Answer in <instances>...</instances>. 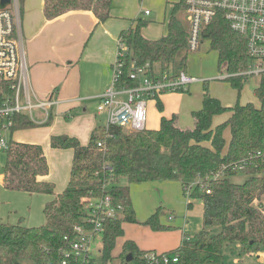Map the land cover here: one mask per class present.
Returning <instances> with one entry per match:
<instances>
[{"label": "trees", "instance_id": "16d2710c", "mask_svg": "<svg viewBox=\"0 0 264 264\" xmlns=\"http://www.w3.org/2000/svg\"><path fill=\"white\" fill-rule=\"evenodd\" d=\"M24 1L20 0L21 10ZM114 2L45 0L44 13L48 20H52L69 10H89L97 16L99 23H105L111 18ZM182 8H186V0L174 4L168 34L158 40L143 36L142 30L150 23L144 19L134 21L137 26L123 32L128 51L123 58L122 86L136 85L128 74L132 65L143 67L149 63L154 72L155 66H159L162 74L171 77L186 72L192 51L189 46L190 29L180 18ZM216 19L229 34L226 72L232 74L246 70V39L231 31L221 16ZM225 81L240 93L246 79L231 77ZM257 92L264 102V83ZM160 96L155 100L162 111ZM226 112H231L230 119L211 130L213 117ZM197 119L193 132H182L177 117L173 116L162 117L158 130L146 127L144 131L130 132L112 127L107 133L100 127L89 148H82L77 141L69 139L61 140L59 144L55 142L56 148H75L69 186L60 194L55 193L53 183L41 180L49 174L43 148L11 140L4 166V187L30 194L51 195L54 199L45 204V225L28 228L3 221L0 264H62L65 260L68 264H81L68 257L77 239L75 228L89 227V203L104 195H110L116 205L124 206L123 218L106 222L102 238L100 259L104 264H112L116 241L125 233L123 224L138 223L130 185L154 181L180 182L190 205L195 199L203 203V229L193 237L185 235L181 247L170 252L179 254V261L174 264H224L226 244L237 243L242 248L256 247L258 250L264 248V162L255 158L264 146L263 107L241 104L238 100L234 108L228 109L220 101L209 99ZM51 122L52 117L44 125ZM35 126L28 116L21 115L16 118L13 130ZM227 128L231 130L228 148L224 137ZM107 134L113 137L107 138ZM100 139L105 143L104 150L97 148ZM204 142H210L211 146H205ZM244 159L249 164L244 172L248 177L243 183H237L233 178L238 173L233 172L229 165ZM161 213L159 208L144 225L156 231L172 229L161 224ZM212 227H219V233L212 235L208 231ZM129 254L133 256L131 262L126 260ZM155 254L154 251L140 250L134 241H126L119 264H150V256ZM96 260L94 258L89 264H95Z\"/></svg>", "mask_w": 264, "mask_h": 264}, {"label": "crops", "instance_id": "0c3cea01", "mask_svg": "<svg viewBox=\"0 0 264 264\" xmlns=\"http://www.w3.org/2000/svg\"><path fill=\"white\" fill-rule=\"evenodd\" d=\"M25 1L22 5V14L25 13L22 19L31 86L39 99L52 98L57 104L51 111L50 125L42 123L38 124L42 127L25 129L28 131H25L23 136L28 139L18 142L40 145L43 148L49 163V174L41 180L53 183L55 193L60 194L69 186L75 148H56L53 144L69 139V141H77L82 148L91 147L98 129L105 125V117L97 112L96 105L113 81L112 74L118 56V42L123 37V32L133 26L134 21L124 19L130 15L126 14L125 10L116 8L122 0H115L117 5L111 10V18L105 23H99L92 11L79 9L66 11L61 16L48 20L44 13L45 0L39 3L33 0ZM144 14L146 15V11ZM146 16H151V13ZM168 24L169 21L166 18L161 29H152L148 25L142 30V34L149 40H158L168 34ZM228 36L226 28L217 19L204 27L201 32L200 45L206 46V51L216 56V69L218 68L221 76L227 73ZM155 72L157 76L162 75L160 68ZM191 73L197 74L198 70L191 69ZM213 81L220 80L213 78ZM209 83V80H201L183 92L162 94L159 98L163 107L161 112L156 100L149 101L147 117L149 129L158 130L162 117L176 116L178 127L182 132H193L197 127L198 114L204 111L209 99L220 101L222 106L228 109L236 106L237 103L235 106H226V102L223 103L226 97L216 87L218 84L214 82L211 87ZM230 117L231 112L214 116L211 130L226 123ZM41 118L43 120L45 118L43 113ZM13 134L11 140H14ZM224 137L228 144L231 140L230 128L225 130ZM203 144L211 146L210 142ZM3 181L4 175L2 183ZM183 194L185 195L182 184L176 181H154L130 185V196L138 221L135 224H144L161 208V203L170 206L169 203L173 198L185 203ZM125 224L124 235L128 224L132 223ZM163 225L167 224L163 223ZM167 226L174 228L171 224ZM176 229L160 233L152 231L158 238L153 249L172 252L171 250L180 248L188 231L186 227ZM143 231L146 230L142 229ZM126 241L134 240L124 238L122 250ZM137 242L140 244V241ZM137 246L140 250H144L138 244Z\"/></svg>", "mask_w": 264, "mask_h": 264}, {"label": "built area", "instance_id": "2783aa9c", "mask_svg": "<svg viewBox=\"0 0 264 264\" xmlns=\"http://www.w3.org/2000/svg\"><path fill=\"white\" fill-rule=\"evenodd\" d=\"M187 14L191 20L190 50L200 47L201 32L221 16L231 31L246 39L248 67L238 73H226L223 80L231 77L257 76L264 83V0H186ZM150 14L146 11V15ZM128 51L123 37L118 42V56L113 67L112 86L99 98L97 112L105 117L104 129L108 133L112 127L127 131H144L147 127L148 103L157 96L169 92L187 90L201 79L180 73L177 77L168 74L157 76L147 63L143 67L132 65L129 78L135 81L133 87L122 86L124 55ZM57 104L52 98L39 99L31 86L30 67L27 62L23 19L20 0H11L2 6L0 0V152L7 154L18 116L26 115L36 125L46 124L52 117V109ZM35 110H42L44 120L34 117ZM264 110V104H263ZM10 135V138H9ZM8 136V137H7ZM107 138L112 135L107 134ZM99 150L105 149L101 139L97 142ZM264 162V146L255 155ZM246 159L233 162L229 168L236 173L248 169ZM187 192H189L187 190ZM210 193V191H208ZM189 194V193H188ZM124 206L116 205L110 195L91 200L88 206L89 227L75 228L77 239L72 246V257L76 262L89 264L95 258L96 242L103 238L106 222L123 218ZM173 219V217H170ZM3 219L0 211V231ZM190 238H187L189 241ZM184 240V239H183ZM179 261L178 253H163L150 256V264H174ZM48 264H54L50 262ZM62 264H68L65 260Z\"/></svg>", "mask_w": 264, "mask_h": 264}, {"label": "rangeland", "instance_id": "374dc122", "mask_svg": "<svg viewBox=\"0 0 264 264\" xmlns=\"http://www.w3.org/2000/svg\"><path fill=\"white\" fill-rule=\"evenodd\" d=\"M34 2H38L41 0H33ZM181 0H122V2L116 7L121 10H125L126 14L130 15V17H124V19H128L131 21H136L138 19H144L147 22H150L149 26L152 29H157L162 27V23H164L167 18L170 20L173 12L174 3H178ZM27 2V0L25 1ZM117 3L114 2L112 9L115 8ZM37 6V5H36ZM145 11H149L151 16H146L144 14ZM25 13L22 14V17ZM180 18L184 21L186 27L191 30V20L189 15L187 14L186 8H182L180 11ZM137 23H134L132 27H136ZM149 36V33H148ZM206 43V42H204ZM207 45V43L205 44ZM206 46L200 45V47L189 54L188 57V65L186 68V72L190 75L196 76L201 80H209V84L212 87L213 83H217L218 87L222 94L226 97L223 101L226 102V106H235L238 102L241 104H253L258 108L263 107V100L258 95V89L261 87L262 79L257 76L248 77L241 87V92L234 88L230 82L221 79L222 77L218 68L216 69V56L212 53H208L206 51ZM191 69L198 70L197 74L191 73ZM159 70V66H155V71ZM157 73V72H156ZM220 75V76H219ZM216 76V77H214ZM113 77V74H112ZM213 78L219 79L220 81H213ZM112 83L110 84V87ZM179 93V92H172ZM212 95V93H210ZM99 102L96 105V110ZM231 104V105H230ZM161 112V111H160ZM42 110H35L34 117L41 121ZM227 113V112H226ZM149 115V113H148ZM35 127H42L41 125H36ZM46 127V126H45ZM30 130V128H28ZM147 129H149V124L147 125ZM28 131L25 129L14 131L13 137L15 141L21 142L22 139H28L23 136L24 132ZM129 133V132H125ZM8 137V136H7ZM10 138V135H9ZM230 138V136H229ZM228 144L226 148H228ZM7 161V154L0 152V211L1 217L4 220L5 224L12 225H22L28 228L40 227L46 224V217L44 214V207L47 202H50L54 199V197L46 194H30L22 191L9 190L4 187L2 183V177L4 173V166ZM53 170H56V164L53 167ZM247 175L244 173H238L233 180L237 183H243L247 179ZM183 198L185 199V203L181 201H177L176 198H173L169 203L170 206H167L164 203H161L162 213L160 214V222L171 224L174 226L170 230L164 231H154L149 226L144 224H128L126 234L124 238H129L143 248L144 250H154V243L158 240L157 234L160 232L173 231L176 228H184L188 231V235L190 237L195 236L203 229V203L200 199H195L192 201V206L189 204L190 199L183 194ZM173 216V219L170 217ZM124 224V229H125ZM166 225V226H167ZM189 225V226H186ZM142 229L146 231L142 232ZM176 229V230H178ZM152 231L154 233H152ZM208 231L212 234H218L220 231L219 227L209 228ZM137 236L134 238L133 236ZM156 237H155V236ZM118 239L116 241V247L113 251L112 256L114 260L112 264L121 263L119 260L120 255L123 253L122 244L124 242V238ZM137 241H140V245ZM101 246H102V237L99 238L96 242L95 248L98 249L94 252L95 258L97 259L95 264H104L101 259ZM179 248V247H178ZM175 249L176 250H178ZM157 254L170 253V251H159L154 250ZM174 251V250H171ZM224 264H264V248L258 250L256 247L253 248H242L237 243L234 244H226L224 247ZM24 264H31L29 262H24ZM111 264V263H110Z\"/></svg>", "mask_w": 264, "mask_h": 264}, {"label": "water", "instance_id": "95a60500", "mask_svg": "<svg viewBox=\"0 0 264 264\" xmlns=\"http://www.w3.org/2000/svg\"><path fill=\"white\" fill-rule=\"evenodd\" d=\"M11 0H2V6H5L7 4H10ZM133 259V256L129 254L126 258L127 262H131Z\"/></svg>", "mask_w": 264, "mask_h": 264}]
</instances>
